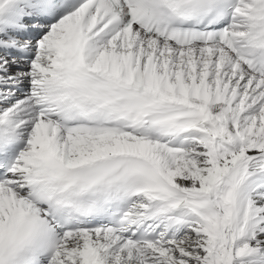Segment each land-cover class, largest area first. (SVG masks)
<instances>
[{"label": "snow or ice", "instance_id": "obj_1", "mask_svg": "<svg viewBox=\"0 0 264 264\" xmlns=\"http://www.w3.org/2000/svg\"><path fill=\"white\" fill-rule=\"evenodd\" d=\"M0 264H264V0H0Z\"/></svg>", "mask_w": 264, "mask_h": 264}]
</instances>
